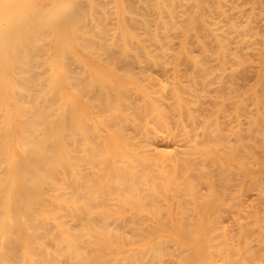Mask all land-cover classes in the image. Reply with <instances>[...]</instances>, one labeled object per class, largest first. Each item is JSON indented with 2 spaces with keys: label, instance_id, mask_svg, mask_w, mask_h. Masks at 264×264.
<instances>
[{
  "label": "bare ground",
  "instance_id": "bare-ground-1",
  "mask_svg": "<svg viewBox=\"0 0 264 264\" xmlns=\"http://www.w3.org/2000/svg\"><path fill=\"white\" fill-rule=\"evenodd\" d=\"M0 264H264V0H0Z\"/></svg>",
  "mask_w": 264,
  "mask_h": 264
}]
</instances>
